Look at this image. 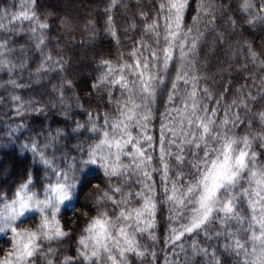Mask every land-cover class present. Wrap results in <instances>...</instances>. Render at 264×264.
I'll return each mask as SVG.
<instances>
[{
    "label": "clouds",
    "instance_id": "clouds-1",
    "mask_svg": "<svg viewBox=\"0 0 264 264\" xmlns=\"http://www.w3.org/2000/svg\"><path fill=\"white\" fill-rule=\"evenodd\" d=\"M0 264H264V0H0Z\"/></svg>",
    "mask_w": 264,
    "mask_h": 264
}]
</instances>
